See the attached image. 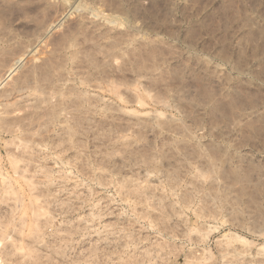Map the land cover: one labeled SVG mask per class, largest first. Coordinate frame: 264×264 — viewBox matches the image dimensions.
Here are the masks:
<instances>
[{"label":"rangeland","instance_id":"374dc122","mask_svg":"<svg viewBox=\"0 0 264 264\" xmlns=\"http://www.w3.org/2000/svg\"><path fill=\"white\" fill-rule=\"evenodd\" d=\"M0 262L264 264V0H0Z\"/></svg>","mask_w":264,"mask_h":264},{"label":"bare ground","instance_id":"6f19581e","mask_svg":"<svg viewBox=\"0 0 264 264\" xmlns=\"http://www.w3.org/2000/svg\"><path fill=\"white\" fill-rule=\"evenodd\" d=\"M17 61H18V60H17ZM17 61L15 60V62H17ZM13 64H14V61H13V63L11 64V67L9 68V74L12 72V70H14V69H12V67L14 66ZM44 64L46 65L47 63H44ZM38 66H39V65H38ZM43 66H44V65H43ZM47 66H50V64L47 65ZM43 68H46V66H44ZM43 68L41 67L42 70H43ZM41 69H40V71H42ZM49 69H50V68H49ZM45 70H46V69H45ZM27 71H28V69H27ZM33 71H34V70H33ZM40 71H39V72H40ZM28 72H29V71H28ZM35 72H36V71H34L33 73H35ZM42 72H44V71H42ZM42 72H40V73H37V72H36L35 74H36V76L38 75V77H39V75H44V74H41ZM44 73H45V72H44ZM9 74H8V75H9ZM21 74H22V75L25 74V75H23V76H26V73H21ZM45 74H46V73H45ZM47 74L49 75V72H48ZM47 74H46V76H48ZM22 75H21V76H18V79H19V77H20V79L23 78ZM31 75H32V73H31ZM46 76L44 75V77H46ZM51 76H52V75H51ZM51 76H49V77H51ZM28 77H29V76H28ZM42 77H43V76H42ZM44 77H43V79L45 80ZM49 77H47V78H49ZM39 78H40V77H39ZM13 79H15V78H13ZM25 79H26V78H25ZM27 79H28V78H27ZM21 80L24 81V79H21ZM21 80H18V81H21ZM30 80H31V79H30ZM39 80H40V82L43 81L42 79H39ZM47 80H48V79H47ZM13 81H14V80H13ZM18 81H17V82H18ZM23 81H22V83H23ZM36 81H38V80H36ZM11 82H12V81H11ZM25 82H27V81H25ZM25 82H24V83H25ZM27 83H28V82H27ZM19 84L21 85V83H17V84L15 83L14 85H11V83H10L9 85L13 86V88H19V86H20ZM11 86L8 87L9 89L6 88V89H7V90H6V94L8 93L7 91L10 90ZM25 86H27V85H25ZM33 86H34V85H33ZM39 86H40V85H39ZM37 87H38V86H37ZM37 87H36V88H37ZM20 88L23 89V87H20ZM25 88H26V87H25ZM25 88H24V89H25ZM38 88H39V87H38ZM38 88H37V90H38ZM43 88H44V86H43ZM43 88H42V89H43ZM11 89H12V88H11ZM39 89H40V88H39ZM44 89H45V88H44ZM4 90H5V89H4ZM4 90H3V91H4ZM12 90H13V89H12ZM10 91H11V90H10ZM17 91H18V90H17ZM20 91H21V90H20ZM40 91H41V90H40ZM43 91H44V90H43ZM45 91H46V90H45ZM24 92H25V91H24ZM28 92H29V91H28ZM11 93H12V92H11ZM39 93H40V92H39ZM1 95H2V94H1ZM6 96H7V95H6ZM6 96L4 95V97H6ZM8 97H9V96H8ZM6 98H7V97H6ZM51 112H52V111H51ZM3 114H4V113H3ZM57 114H58V113H57ZM26 120H27V119H26ZM76 121H77V120H76ZM76 121H75V122H76ZM76 123H77V122H76ZM13 126H14V125H13ZM73 126H74V125H73ZM10 127H11V126H10ZM15 127H16V126H15ZM16 128H17V127H16ZM67 128H68V127H67ZM14 131H15V130H14ZM222 249H223V248H222ZM8 250H9V249H8ZM8 250H7V251H8ZM241 251H242V250H241ZM241 251H240V252H241ZM1 252H2V251H1ZM10 252H11V251H10ZM12 252H13V251H12ZM225 252H226V251H225ZM245 252H246V251H245ZM33 253H34V252H33ZM227 253H228V252H227ZM229 253H230V252H229ZM7 254H8V252H7ZM30 255H31V254H30ZM232 256H233V255H232ZM236 256H237V255H236ZM22 257H23V256H22ZM34 258H35V257H34ZM228 258H229V257H228ZM31 259H32V258H31ZM260 260H261V259H260ZM27 261H29V260H27ZM31 261H32V260H31ZM247 261H248V260H247ZM17 262H18V261H17ZM251 262H252V261H251ZM0 263H1V262H0ZM234 264H235V263H234Z\"/></svg>","mask_w":264,"mask_h":264}]
</instances>
